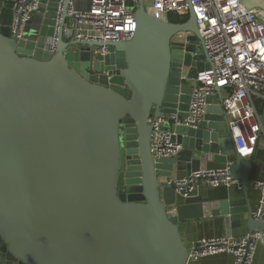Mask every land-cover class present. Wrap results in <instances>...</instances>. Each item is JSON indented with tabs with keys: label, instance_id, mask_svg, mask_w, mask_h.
Returning a JSON list of instances; mask_svg holds the SVG:
<instances>
[{
	"label": "water",
	"instance_id": "1",
	"mask_svg": "<svg viewBox=\"0 0 264 264\" xmlns=\"http://www.w3.org/2000/svg\"><path fill=\"white\" fill-rule=\"evenodd\" d=\"M55 1L39 8L36 39L0 33V264H187L162 180L212 158L245 190L257 165V147L248 157L233 148L219 88L195 127H165L180 151L151 156V120L186 116L191 81L207 67L191 9L172 22L139 0L132 37L92 57L100 43L68 42L61 28L55 51L45 48ZM240 2L264 12V0ZM259 122L264 137V106ZM237 203L220 204L231 225ZM247 228L264 224L249 212Z\"/></svg>",
	"mask_w": 264,
	"mask_h": 264
},
{
	"label": "built area",
	"instance_id": "2",
	"mask_svg": "<svg viewBox=\"0 0 264 264\" xmlns=\"http://www.w3.org/2000/svg\"><path fill=\"white\" fill-rule=\"evenodd\" d=\"M49 0H0L11 11L9 36L25 39V28L42 5ZM139 0H56L54 31L45 48L55 51L61 28L68 42H97L89 47L90 54L104 56L108 42L129 40L136 28L134 9ZM144 8L160 18L169 14L188 15L191 9L199 31L200 45L206 54L207 67L191 81L192 92L186 116L170 114L168 118L151 120L150 152L153 159L176 155L181 145L175 133L165 127H195L204 115L206 99L220 90V105L233 139L236 152L248 157L254 148H264L257 102L264 103V12L246 8L240 0H142ZM63 11L66 16L63 17ZM185 78V74L181 75ZM239 182L230 175L229 166L200 169L180 178L166 180L180 195H191L199 185L228 187ZM260 190L258 209L252 213L264 224V180H257ZM264 239V229L256 228L240 237L199 238L187 248V262L218 253L233 255L234 264H252L257 241Z\"/></svg>",
	"mask_w": 264,
	"mask_h": 264
},
{
	"label": "crops",
	"instance_id": "3",
	"mask_svg": "<svg viewBox=\"0 0 264 264\" xmlns=\"http://www.w3.org/2000/svg\"><path fill=\"white\" fill-rule=\"evenodd\" d=\"M38 11L25 28L26 38L36 39L39 30ZM264 103L257 102L256 107L260 113ZM264 148L257 146L255 152L256 166L249 173L250 183L243 190L238 183H233L228 187L199 185L194 192L184 197L177 193L173 187L166 184V180L180 178L187 174L185 168L174 170L171 177L163 179L160 186V199L170 206L172 214L177 218L179 236L183 244L188 248L189 245L202 237H221L233 236L240 237L248 233L247 218L258 209L260 200V190L255 185L257 180H264ZM228 161L233 160V156L227 157ZM225 167L224 163L214 161L212 158L205 162V169H218ZM225 200L242 201L235 206L242 208L239 222L235 221L233 225L229 220H225L230 215L221 213L220 204ZM250 210V211H249ZM6 264H15L6 261ZM187 264H234L233 255L228 253H218L201 257L197 260L188 261ZM252 264H264V239L257 241Z\"/></svg>",
	"mask_w": 264,
	"mask_h": 264
},
{
	"label": "trees",
	"instance_id": "4",
	"mask_svg": "<svg viewBox=\"0 0 264 264\" xmlns=\"http://www.w3.org/2000/svg\"><path fill=\"white\" fill-rule=\"evenodd\" d=\"M11 11L8 3L0 4V33L9 36L8 25L10 22ZM188 18V15L177 16L174 14L168 15V20L172 22H184Z\"/></svg>",
	"mask_w": 264,
	"mask_h": 264
},
{
	"label": "rangeland",
	"instance_id": "5",
	"mask_svg": "<svg viewBox=\"0 0 264 264\" xmlns=\"http://www.w3.org/2000/svg\"><path fill=\"white\" fill-rule=\"evenodd\" d=\"M75 3H76L77 6H80L82 4V0H75ZM130 6L133 9L135 7V5L133 4V2H130Z\"/></svg>",
	"mask_w": 264,
	"mask_h": 264
}]
</instances>
